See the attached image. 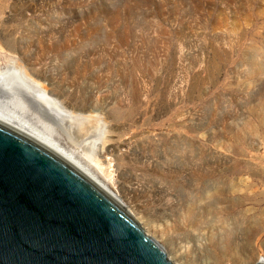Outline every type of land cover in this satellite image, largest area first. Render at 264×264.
<instances>
[{
  "label": "rangeland",
  "instance_id": "1",
  "mask_svg": "<svg viewBox=\"0 0 264 264\" xmlns=\"http://www.w3.org/2000/svg\"><path fill=\"white\" fill-rule=\"evenodd\" d=\"M9 55L99 117L78 157L172 264L264 259V0H0Z\"/></svg>",
  "mask_w": 264,
  "mask_h": 264
},
{
  "label": "water",
  "instance_id": "2",
  "mask_svg": "<svg viewBox=\"0 0 264 264\" xmlns=\"http://www.w3.org/2000/svg\"><path fill=\"white\" fill-rule=\"evenodd\" d=\"M0 264L172 262L115 199L0 117Z\"/></svg>",
  "mask_w": 264,
  "mask_h": 264
},
{
  "label": "bare ground",
  "instance_id": "3",
  "mask_svg": "<svg viewBox=\"0 0 264 264\" xmlns=\"http://www.w3.org/2000/svg\"><path fill=\"white\" fill-rule=\"evenodd\" d=\"M0 117L61 156L126 209L78 157L77 149L103 143L105 133L99 117L66 110L10 55L0 67Z\"/></svg>",
  "mask_w": 264,
  "mask_h": 264
}]
</instances>
